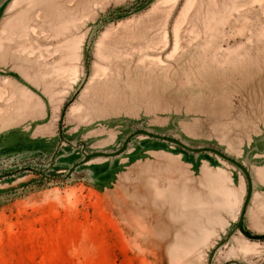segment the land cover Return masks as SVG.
<instances>
[{"label":"rangeland","instance_id":"rangeland-1","mask_svg":"<svg viewBox=\"0 0 264 264\" xmlns=\"http://www.w3.org/2000/svg\"><path fill=\"white\" fill-rule=\"evenodd\" d=\"M136 128L247 165L263 234L264 0H0V264H264L210 152L138 135L61 178Z\"/></svg>","mask_w":264,"mask_h":264},{"label":"water","instance_id":"water-1","mask_svg":"<svg viewBox=\"0 0 264 264\" xmlns=\"http://www.w3.org/2000/svg\"><path fill=\"white\" fill-rule=\"evenodd\" d=\"M89 47V46H88ZM89 51V48H87V52ZM89 68L88 62H86V69ZM87 77V76H86ZM86 79V78H85ZM85 79L81 82L80 86L77 88V90L73 93V95L71 96V100H73L77 94L78 91L82 88L83 83L85 82ZM67 101L66 104L64 105L62 112H61V119L63 117V114L66 110V108L68 107V104L71 102ZM138 135H144L147 136L149 138L158 140V141H162L168 144H173L178 146L179 148L185 150L188 153H192L194 155H198L199 153H203V152H210L216 156H219L221 159L228 161L229 163H231L232 165H234L235 167H237L243 174V176L245 177L246 180V194H245V198H244V202H243V206L239 215V219L238 222L236 223L235 228L246 238L248 239H252V240H260V239H264V233L263 234H257V233H252L249 232L245 226H244V217L247 211V208L249 206L251 197H252V193H253V181L250 175V169L248 168L247 165L239 162L238 160L230 157L229 155L225 154L223 151L215 148V147H211V146H192L189 145L187 143H185L182 140H179L177 138L171 137L168 134H161V133H157L148 129H144V128H136L133 132H131L130 134H128L122 144L116 148L115 150H95V151H85L83 146H82V159L79 163L77 164H73L71 166V168L68 170L67 174L65 176H62L61 178H68L71 174H73V172L75 171L74 168H76L79 164L82 163H86L89 160L93 159V158H98V157H106V158H111L113 159L116 156H119L120 154H122L123 152H125L127 150V148L130 146V142L133 139V137L138 136ZM31 169V168H30ZM33 171H37L36 169H31ZM39 173L43 174L42 172L38 171ZM2 175H6V174H1ZM90 175V173H89ZM87 176V175H86Z\"/></svg>","mask_w":264,"mask_h":264}]
</instances>
